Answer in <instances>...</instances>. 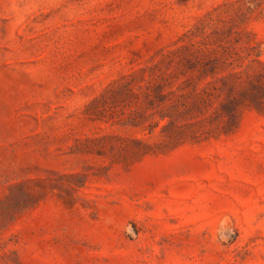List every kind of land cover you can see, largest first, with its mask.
Wrapping results in <instances>:
<instances>
[{
	"label": "rangeland",
	"instance_id": "rangeland-1",
	"mask_svg": "<svg viewBox=\"0 0 264 264\" xmlns=\"http://www.w3.org/2000/svg\"><path fill=\"white\" fill-rule=\"evenodd\" d=\"M0 264H264V0H0Z\"/></svg>",
	"mask_w": 264,
	"mask_h": 264
},
{
	"label": "clouds",
	"instance_id": "clouds-1",
	"mask_svg": "<svg viewBox=\"0 0 264 264\" xmlns=\"http://www.w3.org/2000/svg\"><path fill=\"white\" fill-rule=\"evenodd\" d=\"M220 238L221 239H226V237L223 234H221Z\"/></svg>",
	"mask_w": 264,
	"mask_h": 264
}]
</instances>
